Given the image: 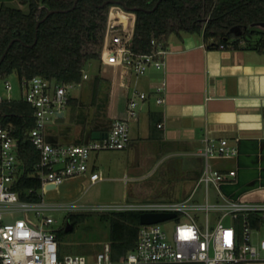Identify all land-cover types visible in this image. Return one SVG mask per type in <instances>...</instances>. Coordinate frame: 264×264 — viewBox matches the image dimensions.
I'll use <instances>...</instances> for the list:
<instances>
[{
  "label": "built area",
  "instance_id": "obj_1",
  "mask_svg": "<svg viewBox=\"0 0 264 264\" xmlns=\"http://www.w3.org/2000/svg\"><path fill=\"white\" fill-rule=\"evenodd\" d=\"M136 14L122 4L110 5L100 50L104 66H122L137 76L151 68L165 66L167 43L151 39L147 53L133 48ZM88 79L84 72L82 81ZM22 99L33 108L34 125L29 140L38 151L36 176L41 182L39 199L31 198L32 188L17 190L24 166L19 156V142L11 126L0 125V264H250L264 262V222L252 226V218L264 221V202L245 201L225 196L220 185L236 176V170H221L210 163V157H232L235 145L226 138H206L196 154L203 166L190 194L171 201H116L106 204L48 202L43 194L46 185H60L68 178L89 170L92 153L101 150H123L130 141L127 119L113 120L109 131L98 139L83 143L60 144L46 139L45 130L69 104L72 90L79 83H60L35 75L20 80ZM5 86L11 89L7 81ZM165 84L156 85V101L163 102ZM148 92L135 90L129 96V117L137 115ZM4 100L0 96V101ZM99 178L91 172L92 182ZM130 178H125L129 181ZM203 187L201 200H194ZM214 189L213 198L210 188ZM68 214L94 213L110 215L116 212L173 213L174 216L137 228L135 247L121 261L112 259L109 241L102 243L94 254L61 255L55 218L52 212ZM170 222V224H169ZM168 223V225H165ZM66 225V224H65ZM64 225V226H65ZM263 231L262 236L260 232ZM254 234H257L254 236Z\"/></svg>",
  "mask_w": 264,
  "mask_h": 264
},
{
  "label": "crops",
  "instance_id": "obj_2",
  "mask_svg": "<svg viewBox=\"0 0 264 264\" xmlns=\"http://www.w3.org/2000/svg\"><path fill=\"white\" fill-rule=\"evenodd\" d=\"M11 1L0 0V4ZM167 47L165 66L151 68L141 76L122 66L100 63L112 69V74H100L101 68L98 75L81 81L78 95L71 94L66 109L47 125L46 139L60 144L82 143L89 137L101 138L92 134H106L113 120L127 119L130 141L123 150L130 156L128 170L133 175L119 179L126 185L122 200L138 201V192L128 183L139 179L141 170L149 172L173 156L189 159L193 180L175 200L187 197L203 166L197 148L206 138H226L237 153L215 157L212 166L235 169L236 176L220 185L222 193L264 202V52L209 48L197 33L171 35ZM161 83L165 91L163 102L158 103L153 89ZM135 90L148 92L149 97L140 104L137 115L129 117L127 102ZM98 153L91 156L89 170L79 176L90 181L91 172L99 176Z\"/></svg>",
  "mask_w": 264,
  "mask_h": 264
},
{
  "label": "trees",
  "instance_id": "obj_3",
  "mask_svg": "<svg viewBox=\"0 0 264 264\" xmlns=\"http://www.w3.org/2000/svg\"><path fill=\"white\" fill-rule=\"evenodd\" d=\"M104 1L77 0L74 5L75 0H19L26 10L1 3L0 59L12 43L0 62V80L15 72L19 80L39 75L60 83L81 82L88 64L100 60L112 5L99 7ZM115 1L135 9L133 48L138 53L149 52L153 38L167 43L171 35L182 33L201 34L209 48L264 52V26H252L264 22V0H160L156 8L159 0ZM48 11L51 13L46 16ZM233 26L240 27L239 35L230 32ZM33 111L22 98L0 101V125L12 127L25 170L17 190L25 197L24 190L32 188L31 198L39 199L41 182L35 168L39 154L28 135L34 125ZM100 216L109 221L107 241L112 259L121 261L136 245L139 213ZM82 218L83 214H69L71 229ZM262 222L253 216L252 226L259 227ZM65 228L57 231L58 240L69 231Z\"/></svg>",
  "mask_w": 264,
  "mask_h": 264
},
{
  "label": "rangeland",
  "instance_id": "obj_4",
  "mask_svg": "<svg viewBox=\"0 0 264 264\" xmlns=\"http://www.w3.org/2000/svg\"><path fill=\"white\" fill-rule=\"evenodd\" d=\"M13 7L27 9L19 0L9 2ZM99 60L91 61L86 67L85 73L88 78L93 75H108L113 70L102 67ZM112 74V73H111ZM11 84L8 90L6 82ZM80 88L75 87L72 95H78ZM24 89L21 88L20 80L15 72L0 80V96L4 99H21ZM95 156L92 153L91 156ZM130 157V156H129ZM128 157L125 150H101L96 159V171L99 178L91 182L87 176H79L67 179L60 185H46L43 194L44 200L48 202L79 203V204H106L110 202L122 201L126 190L125 182L119 178L124 175H133L128 170ZM215 157H210L212 164ZM188 157L173 156L162 160L148 172V169L141 170L139 179L129 182V188L138 192V201H171L183 196L185 189L193 180L194 174L190 170ZM90 163V162H89ZM213 165V164H212ZM210 197L214 196V189L211 187ZM203 187H200L194 200H201ZM183 199V198H182ZM55 218L53 226L57 229L64 227L68 222L67 211L52 212ZM83 214L72 229L65 231L58 240L61 255L66 254H95L103 242L108 240L109 221L94 213ZM170 224V222H169ZM168 225V223H165ZM263 231L260 232L262 236ZM257 234H254L256 236Z\"/></svg>",
  "mask_w": 264,
  "mask_h": 264
},
{
  "label": "water",
  "instance_id": "obj_5",
  "mask_svg": "<svg viewBox=\"0 0 264 264\" xmlns=\"http://www.w3.org/2000/svg\"><path fill=\"white\" fill-rule=\"evenodd\" d=\"M76 2H77V0H75L74 5L76 4ZM159 2H160V0L156 3V5L154 6V8L157 7V5H158ZM114 3L122 4L121 2H118V1H115V0H106V1H104L102 4H100L99 7H104V6H106L107 4H114ZM154 8H153V9H154ZM127 9H130V10H132V11H135V9H133V8H127ZM153 9H152V10H153ZM152 10H150V11H152ZM57 11H61V10H57ZM50 13H51V11H48L46 16H48ZM46 16H45V17H46ZM45 17H44V18H45ZM44 18H43V19H44ZM253 25L264 26V22H261V23H254V24H252V26H253ZM37 26H38V23H37ZM37 26H36V27H37ZM230 32L239 35L240 32H241V31H240V27H239V26H233V27L230 29ZM11 43H12V42H10V44L7 46L6 51H7L8 48L10 47ZM6 51H5V53H6ZM5 53L2 55V57H1V59H0V62L2 61V59H3L4 55H5ZM105 135H106V134H99V133L96 132V133H93V134H92V137H94V138H98V137L105 136ZM89 139H90V137H89ZM89 139H88V140H89ZM88 140H86V141H88ZM86 141H84V142H86ZM82 143H83V141H82ZM173 216H174L173 213H141V214L139 215V222H140L141 224H146V223H156V222L163 221V220L168 219V218L173 217ZM65 229H66V230H70V229H71V224H70L69 222L66 223V228H65Z\"/></svg>",
  "mask_w": 264,
  "mask_h": 264
}]
</instances>
